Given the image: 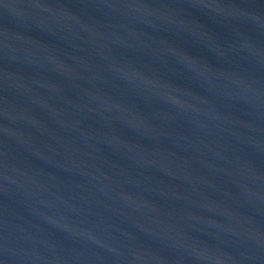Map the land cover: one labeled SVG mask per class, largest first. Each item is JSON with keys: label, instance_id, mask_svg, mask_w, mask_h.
Returning a JSON list of instances; mask_svg holds the SVG:
<instances>
[{"label": "water", "instance_id": "1", "mask_svg": "<svg viewBox=\"0 0 264 264\" xmlns=\"http://www.w3.org/2000/svg\"><path fill=\"white\" fill-rule=\"evenodd\" d=\"M0 264H264V0H0Z\"/></svg>", "mask_w": 264, "mask_h": 264}]
</instances>
